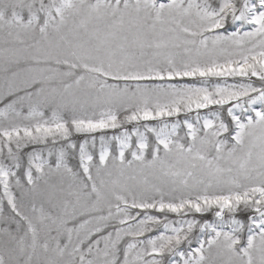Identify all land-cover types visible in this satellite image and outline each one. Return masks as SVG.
Wrapping results in <instances>:
<instances>
[{
	"label": "snow or ice",
	"instance_id": "obj_1",
	"mask_svg": "<svg viewBox=\"0 0 264 264\" xmlns=\"http://www.w3.org/2000/svg\"><path fill=\"white\" fill-rule=\"evenodd\" d=\"M0 264H264V0H0Z\"/></svg>",
	"mask_w": 264,
	"mask_h": 264
}]
</instances>
